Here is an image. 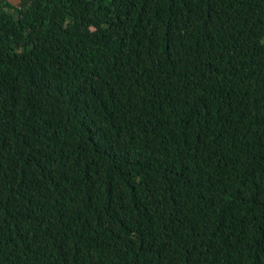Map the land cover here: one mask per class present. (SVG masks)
<instances>
[{
  "label": "trees",
  "instance_id": "16d2710c",
  "mask_svg": "<svg viewBox=\"0 0 264 264\" xmlns=\"http://www.w3.org/2000/svg\"><path fill=\"white\" fill-rule=\"evenodd\" d=\"M0 0V264H264V0Z\"/></svg>",
  "mask_w": 264,
  "mask_h": 264
},
{
  "label": "rangeland",
  "instance_id": "374dc122",
  "mask_svg": "<svg viewBox=\"0 0 264 264\" xmlns=\"http://www.w3.org/2000/svg\"><path fill=\"white\" fill-rule=\"evenodd\" d=\"M13 6L18 7L20 4L19 0H8Z\"/></svg>",
  "mask_w": 264,
  "mask_h": 264
}]
</instances>
